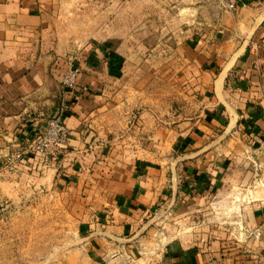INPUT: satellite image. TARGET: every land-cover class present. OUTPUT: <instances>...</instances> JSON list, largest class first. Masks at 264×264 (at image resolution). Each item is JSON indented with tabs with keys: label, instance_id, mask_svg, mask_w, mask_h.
Instances as JSON below:
<instances>
[{
	"label": "crops",
	"instance_id": "0c3cea01",
	"mask_svg": "<svg viewBox=\"0 0 264 264\" xmlns=\"http://www.w3.org/2000/svg\"><path fill=\"white\" fill-rule=\"evenodd\" d=\"M63 1L0 0V165L55 116L71 146L0 172V209L71 210L48 264H264V0H107L121 36L67 58Z\"/></svg>",
	"mask_w": 264,
	"mask_h": 264
},
{
	"label": "rangeland",
	"instance_id": "374dc122",
	"mask_svg": "<svg viewBox=\"0 0 264 264\" xmlns=\"http://www.w3.org/2000/svg\"><path fill=\"white\" fill-rule=\"evenodd\" d=\"M107 0H64L58 2L54 20L57 44L66 58L90 40L100 42L121 32H105ZM119 3V2H118ZM77 8V10H76ZM79 8V9H78ZM166 34V32H164ZM145 37H150L146 33ZM68 55V56H67ZM153 58V55H151ZM150 57V58H151ZM39 194H27L18 203L3 199L0 212V264H48L50 257L74 243L71 210L29 208L21 202L39 201ZM48 260V261H47Z\"/></svg>",
	"mask_w": 264,
	"mask_h": 264
},
{
	"label": "built area",
	"instance_id": "2783aa9c",
	"mask_svg": "<svg viewBox=\"0 0 264 264\" xmlns=\"http://www.w3.org/2000/svg\"><path fill=\"white\" fill-rule=\"evenodd\" d=\"M213 1L226 13H235L241 3V0ZM220 31V28H218V32ZM79 73L80 70L73 64L72 60H69L61 82L65 90H71L76 87ZM70 147L69 130L58 116L52 117L48 120L45 130L38 134L33 141L28 144L14 145L7 148L0 165V172L7 176H12L25 158L30 160L50 156L56 158L58 155L68 152Z\"/></svg>",
	"mask_w": 264,
	"mask_h": 264
},
{
	"label": "trees",
	"instance_id": "16d2710c",
	"mask_svg": "<svg viewBox=\"0 0 264 264\" xmlns=\"http://www.w3.org/2000/svg\"><path fill=\"white\" fill-rule=\"evenodd\" d=\"M239 128H240L241 130H244V131H246L247 129H249L248 126L243 125V124H239Z\"/></svg>",
	"mask_w": 264,
	"mask_h": 264
}]
</instances>
